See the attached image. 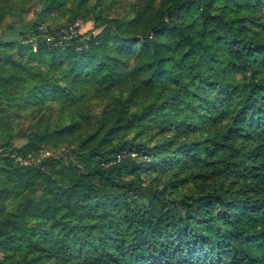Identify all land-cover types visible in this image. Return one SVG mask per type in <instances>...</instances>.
Here are the masks:
<instances>
[{
    "label": "rangeland",
    "instance_id": "1",
    "mask_svg": "<svg viewBox=\"0 0 264 264\" xmlns=\"http://www.w3.org/2000/svg\"><path fill=\"white\" fill-rule=\"evenodd\" d=\"M166 1L0 0L3 158H8L12 166H31L44 156L96 145L120 154L136 153L142 160L143 176L168 195L199 192L200 188L204 192L235 191L228 175L217 171L216 161L226 155H211L203 147L182 151L184 144L197 140L209 144L224 136L227 129L226 118L207 110L195 112L197 103L192 105L190 96L200 91V80L196 79L199 68L193 67L198 57L191 62H171L162 79L158 75L149 79L157 68L149 64L150 52L145 61H127L118 52L127 46L140 48L137 37L155 24ZM214 8L237 20L248 34L264 39V0H218ZM139 13L146 22L152 21L129 28ZM97 17L120 19L125 33L136 38L127 46L110 42L111 49L104 51L105 63L73 69L77 58L74 52L86 48L105 27ZM185 22L198 25V17L192 13ZM11 25L36 33L19 35L9 31ZM155 39L151 33L150 40ZM10 40H17V46L5 44ZM198 50L202 52L203 47ZM132 73L141 85L142 80L145 82L139 92ZM104 74H108L106 79L102 78ZM199 113L204 119L198 118ZM10 144L20 152L6 150ZM198 159L200 163H196ZM119 201H95L102 214L97 216L91 212L94 202L59 185L47 173L27 169L17 176L0 175V258L10 254L25 258L35 250L34 257H41V264H51L45 260H50L43 253L45 248L65 242L72 225L96 224L103 215L113 220ZM104 226L106 222L101 228ZM42 234H48L54 242L45 241Z\"/></svg>",
    "mask_w": 264,
    "mask_h": 264
},
{
    "label": "trees",
    "instance_id": "2",
    "mask_svg": "<svg viewBox=\"0 0 264 264\" xmlns=\"http://www.w3.org/2000/svg\"><path fill=\"white\" fill-rule=\"evenodd\" d=\"M217 1L167 0L155 24L137 37L141 42L137 50L127 46L136 37L125 33L120 19L97 17L105 27L91 38L86 48L74 52L77 58L73 69L105 63L104 51H109L110 42L116 41L127 46L118 51L127 61L134 58L145 61L150 52L149 64L154 63L157 68L149 79L155 75L162 79L172 63L191 62L198 57L193 67L199 68L196 79L200 80L197 86L200 91L190 96L192 105L197 103L195 112L207 110L226 118L227 129L224 136L214 138L209 144L197 140L184 144L182 151L203 147L211 155H226L216 161L217 171L228 175L236 190L204 192L200 188L199 192L168 195L143 176L142 160L136 153L135 156L120 154L96 145L82 151L70 149L44 156L31 166H12L0 151V162H4L0 164V175L17 176L27 169L47 173L59 185L72 188L78 196L94 202L91 208L94 215H102L95 201L120 200L113 220L103 215L96 224L72 225L74 235L68 232L65 242L44 249L43 253L50 259L44 258L46 261L51 264H264V39L248 34L243 25L225 12H215ZM192 13L198 17L200 28L196 22H185V17ZM151 21L146 22L139 13L128 27L149 25ZM8 29L23 36L36 33L14 25ZM151 33L155 34L154 41L150 40ZM5 44L17 46L18 41ZM200 46L202 52L198 50ZM131 75L139 92L145 82L142 80L141 85L139 77ZM107 76L104 74L102 78ZM222 106L225 108L220 113ZM197 116L204 119L201 113ZM183 124L187 122L184 120ZM6 150L20 152L12 144ZM23 153L27 152L23 150ZM190 157L191 154L187 158ZM103 222L106 226L101 228ZM42 237L54 242L48 234ZM34 253L32 250L25 258L6 255L0 258V264H41L42 258L34 257Z\"/></svg>",
    "mask_w": 264,
    "mask_h": 264
},
{
    "label": "built area",
    "instance_id": "3",
    "mask_svg": "<svg viewBox=\"0 0 264 264\" xmlns=\"http://www.w3.org/2000/svg\"><path fill=\"white\" fill-rule=\"evenodd\" d=\"M135 156V154H133Z\"/></svg>",
    "mask_w": 264,
    "mask_h": 264
}]
</instances>
